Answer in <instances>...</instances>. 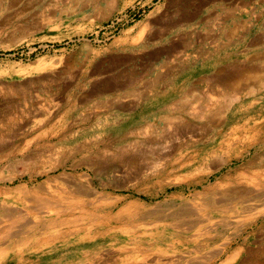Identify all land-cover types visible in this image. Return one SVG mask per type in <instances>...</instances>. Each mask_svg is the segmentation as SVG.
<instances>
[{"label":"rangeland","instance_id":"1","mask_svg":"<svg viewBox=\"0 0 264 264\" xmlns=\"http://www.w3.org/2000/svg\"><path fill=\"white\" fill-rule=\"evenodd\" d=\"M242 3L0 0V264H225L230 256L226 264H243L264 247V210L208 213L216 194L246 185L239 177L249 162L264 170V87L234 96L224 126L170 109L197 106L199 95V104L231 103L213 98L214 75L263 66L264 9ZM218 47L230 56L215 58ZM159 118L191 131H165ZM80 189L87 201L111 203L69 229L24 230L41 203L65 205ZM228 197L221 207L231 208ZM132 203L145 209H127Z\"/></svg>","mask_w":264,"mask_h":264},{"label":"bare ground","instance_id":"2","mask_svg":"<svg viewBox=\"0 0 264 264\" xmlns=\"http://www.w3.org/2000/svg\"><path fill=\"white\" fill-rule=\"evenodd\" d=\"M228 17V16H227ZM256 40V39H255ZM186 47H187V45H186ZM264 47V46H263ZM264 50V49H263ZM260 59H262V60H264V52L261 54V57H260ZM261 60V61H262ZM249 63V62H248ZM262 65L263 66H253V67H251V66H242V65H238V64H235V65H231V67H230V69L229 70H227V71H225V72H222V73H218V74H216V75H214V77H213V79H212V81H210V92L213 94V98L215 97L216 99H222L223 97H228V98H230L229 100L230 101H228V102H231V103H226V104H222V103H215V104H211V103H209V104H207L206 102L205 103H203V104H199V101L201 100V99H203V97L202 96H196L195 98H194V101L196 100V101H198V104H197V106L195 105V106H192L193 105V101H192V103L191 102H189V100H181V101H178V102H176L175 103V105H174V107H170V109L172 110V111H174V112H178V113H185V112H187V111H192V110H194V111H192L193 112V114L197 117V118H204V119H206L207 120V124H208V126H217V125H223L225 122H227V120H230L229 118H228V113L230 112V110L232 109V107L234 106V102H233V97L235 96L236 97V95L237 94H244V92L245 91H247V90H249V89H252L254 86H256V87H260V88H263L264 87V64L262 63ZM225 68V67H224ZM132 77H134V76H132ZM133 79V78H132ZM210 79V80H211ZM127 80V79H126ZM134 80V79H133ZM203 80V79H202ZM160 81V80H159ZM136 82V81H135ZM201 82H203V81H201ZM132 84V81L129 79L126 83H125V85L124 86H130ZM149 88L151 87L152 89H153V87L155 86V85H147ZM114 87V86H113ZM123 87V86H122ZM151 89V90H152ZM149 90V89H148ZM209 90V89H208ZM190 91V90H189ZM119 92V91H118ZM251 92V91H250ZM257 92V91H256ZM192 93V92H191ZM201 93H203V92H201ZM247 93V92H246ZM249 93V92H248ZM252 93V92H251ZM195 94V93H194ZM208 94V93H207ZM203 95V94H202ZM209 95H211L210 93L208 94V97H209ZM91 96V95H90ZM130 96V95H129ZM204 96H206V95H204ZM241 96V95H240ZM207 97V98H208ZM244 97V96H243ZM184 98H186V97H184ZM183 98V99H184ZM210 98H212L211 96H210ZM213 98H212V100H213ZM232 99V100H231ZM205 100V99H204ZM207 100V99H206ZM209 100H211V99H209ZM223 100L225 101V99L223 98ZM242 100V99H241ZM203 101V100H202ZM224 103V102H223ZM172 106V105H171ZM239 106L240 107H242V104H239ZM244 106V105H243ZM239 107V111L240 112H243L242 110V108H240ZM44 108V107H43ZM164 109V108H163ZM235 109V108H234ZM233 109V112L235 111ZM168 110V109H167ZM24 112V111H23ZM232 112V111H231ZM231 112H230V114H231ZM168 114V113H167ZM169 115V114H168ZM172 115H174V114H172ZM179 115V114H178ZM193 115V116H194ZM240 116V115H239ZM184 117V116H183ZM186 117V116H185ZM236 117V116H235ZM233 118V117H232ZM237 118V117H236ZM173 119V118H172ZM188 119V118H187ZM195 119V118H194ZM179 120H181V119H179ZM186 120V119H185ZM233 120H234V118H233ZM183 121V120H182ZM187 121V120H186ZM232 121V120H231ZM195 122V121H194ZM205 122V121H204ZM188 123V122H187ZM186 122L184 123V124H181V122L179 123L178 121H173V120H170V119H167V118H159V123L158 124H160V126H159V128H162V129H164L165 131H172V130H181V129H184V130H186V128L188 129V131H191L190 130V123L189 124H187ZM247 123V122H246ZM155 125V124H154ZM157 125V124H156ZM193 125H194V123H193ZM158 126V125H157ZM156 126V127H157ZM203 126V125H202ZM224 126V125H223ZM234 126V125H233ZM237 126V125H236ZM22 127H24V126H22ZM153 127V126H152ZM191 127H193V126H191ZM218 127V126H217ZM231 127V126H230ZM240 127V126H239ZM221 128V127H220ZM240 128H242V127H240ZM248 128V127H247ZM250 128V127H249ZM156 129V128H155ZM236 130L238 129L237 127L235 128ZM242 129H244V127L242 128ZM251 129V128H250ZM193 130V129H192ZM201 130V129H200ZM208 130H210V129H208ZM213 130H214V128H213ZM232 130H234V129H232ZM231 130V131H232ZM240 130V129H239ZM182 131V130H181ZM180 131V132H181ZM199 131V130H198ZM245 131V130H244ZM183 132V131H182ZM230 132V131H229ZM233 132V131H232ZM235 132H237V131H235L234 130V133L233 134H235ZM173 133V132H172ZM187 133V132H186ZM191 133H193V132H190V134ZM45 134V133H44ZM169 134H170V132H169ZM183 134H185V133H183ZM196 135V134H195ZM34 137V136H33ZM165 137V136H164ZM234 137H235V135H234ZM237 137V136H236ZM229 140V139H228ZM235 140H237V139H235ZM149 141H150V139H149ZM238 141V140H237ZM153 142V141H152ZM151 142V143H152ZM225 142V141H224ZM231 142H233V141H231ZM98 143V142H97ZM229 143V142H228ZM234 143H235V141H234ZM233 143V144H234ZM155 144V143H154ZM232 144V143H231ZM29 145V144H28ZM27 145V146H28ZM177 146V145H176ZM180 147H182V146H180ZM181 149V148H180ZM99 150V149H98ZM178 150V149H177ZM75 152V151H74ZM109 152V151H108ZM132 155V154H131ZM137 155V154H136ZM118 159H120L121 160V162H125L126 164L128 163L129 165H132V157H130V158H126V157H124L123 155H122V153H119L118 155ZM124 158H123V157ZM123 158V159H122ZM25 159V158H24ZM91 159H93V158H91ZM25 161V160H24ZM23 161V163H25ZM21 163H22V161H21ZM262 164V163H261ZM260 164V165H261ZM102 165V164H101ZM100 165V166H101ZM105 166V165H104ZM104 166H102V169L104 168ZM220 167V166H219ZM259 167V168H258ZM262 167H264V166H262ZM91 168V167H90ZM109 168H110V166H109ZM244 169V168H243ZM262 169V168H261ZM260 169V166H259V164L258 163H256V162H249L247 165H246V167H245V169H244V171L240 174V177H239V181L241 180L240 178L242 177V178H244L245 179V183H246V185L245 186H243V187H239V188H235L234 190H232L231 189V191H226V193L227 194H216L212 199H210V205H209V207H211V209H209V210H211V211H208V213L209 212H211V213H217V212H219V213H223V215H226L227 217H232V216H234V215H236V213H237V211H238V209L240 208L241 209V212H244V211H251L252 212V210L254 211H257L258 213H260V211H262V210H264V170H261ZM264 169V168H263ZM89 170H91V169H89ZM93 171V170H92ZM101 171V170H100ZM91 178V177H90ZM52 181V180H51ZM238 182V181H237ZM237 182H235V183H237ZM88 183H91L90 181H88ZM243 183V182H242ZM217 185V184H216ZM216 185H214V186H216ZM242 185V184H241ZM213 186V187H214ZM57 187V186H56ZM61 187V186H60ZM86 187V186H85ZM38 188V187H37ZM36 188V189H37ZM212 187H208V188H206V190H210ZM60 189V188H59ZM65 189V188H64ZM89 189L92 191V190H94L92 187H89ZM213 189H215V188H213ZM39 190V189H38ZM212 190V189H211ZM43 191V190H42ZM49 191V190H48ZM52 191V190H51ZM65 193V190H63V189H60L59 191H57V193H59L60 195H61V193H63V192ZM95 191V190H94ZM205 191V190H204ZM45 192V191H44ZM61 192V193H60ZM88 192V191H87ZM86 192V190H84V189H80V190H74V191H68V194H71L70 196H71V201L70 202H67L65 205H62V206H60V204L59 205H53V204H50L48 201H46L47 199V197H43L42 198V196H41V198L44 200V199H46L45 201V203H41L42 205L41 206H39V208H37L36 210H35V212L36 213H34V217H38V219L36 220H33V224L31 223V222H29V223H27L26 225H27V227L25 228L24 227V230H26V229H28L29 231H32V232H35L36 231V233L38 232V233H43V232H45V231H49V230H51V229H55V228H57L58 229V227H60L61 228V230L63 229V228H67V229H69V227H70V224H73L74 222H78V220L80 219V218H82V217H86V216H88V215H90V216H92V215H94V213L93 212H95L96 210H98L99 209V207H101L102 205L104 206V205H108V204H110L111 202H107L104 198H99V199H97L96 201H87V200H85V199H83L82 197L84 196V195H87L88 193ZM90 192V191H89ZM36 193V192H35ZM38 193H39V191H38ZM67 193V192H66ZM96 193V192H95ZM225 193V192H224ZM53 194V193H52ZM98 194V193H97ZM100 194V193H99ZM98 194V195H99ZM200 194V193H199ZM54 195V194H53ZM59 195V196H60ZM101 195H104V194H102L101 193ZM226 195H228L229 197H228V199L230 198V196H231V198H230V203H232V206H231V208L230 207H228V208H226V207H221V205L222 206H224L225 204H223V203H226V201L224 200V197L226 196ZM51 196V195H50ZM69 197V196H68ZM98 197V196H97ZM88 198V197H87ZM210 198V197H209ZM208 199V198H207ZM226 199V198H225ZM60 200H64L63 198L61 199L60 198ZM59 200V201H60ZM206 201H208V200H206ZM39 202L40 201H38L37 203H38V205H39ZM48 202V203H47ZM209 202V201H208ZM228 203V202H227ZM204 204V203H203ZM131 205H132V207H131ZM217 205H219V207L217 206ZM228 205V204H227ZM127 207V209H135V207H137V209L139 210V211H141V210H144L145 209V207L143 206V205H135V204H129V205H127L126 206ZM208 207V206H207ZM258 207H261L260 208V210L258 209ZM207 209V208H206ZM239 209V210H240ZM236 210V211H235ZM99 211V210H98ZM201 211V210H200ZM199 212V211H198ZM256 212V213H257ZM245 213V212H244ZM96 214V213H95ZM238 214H239V212H238ZM243 214V213H242ZM248 214V213H247ZM253 214V213H252ZM251 214V215H252ZM255 214V213H254ZM46 215H48V216H50V218H47L46 217ZM97 215V214H96ZM33 216V215H32ZM209 216V215H208ZM208 216H206V217H208ZM253 216V215H252ZM13 217V216H12ZM93 217H95V216H93ZM146 217V216H145ZM148 217V216H147ZM224 217V216H223ZM236 217V216H235ZM234 217V218H235ZM87 218V217H86ZM165 218V217H164ZM163 218V219H164ZM195 218V217H194ZM193 218V219H194ZM213 218V217H212ZM221 218H222V216H221ZM220 218V219H221ZM237 218V217H236ZM254 218H255V216H254ZM89 219V218H88ZM100 219V218H99ZM202 219V218H201ZM203 219H204V215H203ZM211 219V218H210ZM253 219V218H252ZM145 220V219H144ZM162 220V219H161ZM196 220V219H195ZM222 220V219H221ZM18 221V220H17ZM83 221V220H82ZM154 221H156V220H154ZM202 221H204V220H202ZM218 221V220H217ZM223 222H224V218H223V220H222ZM227 221V220H226ZM225 221V222H226ZM149 222H151L150 220H149ZM157 222V221H156ZM194 222V221H193ZM213 222H215V221H213ZM230 222V221H229ZM232 222H233V220H232ZM231 222V223H232ZM15 223V222H14ZM218 224H219V222H217ZM216 223V224H217ZM227 223V222H226ZM12 224H13V222H12ZM142 224V223H141ZM156 224V223H155ZM199 224L200 223H198V221H196V223H192V225L189 227V229L188 230H195L196 229V227H198L199 226ZM208 224H209V222H208ZM224 224V223H223ZM81 225V224H80ZM140 225V224H139ZM150 225H152V224H150ZM211 225H213V223L211 224ZM88 226V225H87ZM144 226V225H143ZM217 226H219V225H217ZM224 226V225H223ZM89 227V226H88ZM202 227V226H201ZM215 227H216V225H215ZM215 227H213V228H215ZM76 228H77V226H76ZM223 228H225V227H223ZM6 228H4V230H5ZM11 229V228H10ZM13 229V228H12ZM11 229V230H12ZM84 229V228H83ZM198 229H199V227H198ZM207 229V228H206ZM208 229H209V227H208ZM222 229V228H221ZM14 230V229H13ZM21 230V229H20ZM89 230V229H88ZM87 230V231H88ZM205 230V229H204ZM1 231V230H0ZM16 231V230H15ZM14 231V232H15ZM81 231V229H75L74 231H71V232H74V233H78V232H80ZM135 231V230H134ZM137 231V230H136ZM207 231H209V230H207ZM206 231V232H207ZM219 231V230H218ZM224 231V230H223ZM261 231H263V230H261ZM17 232V231H16ZM60 233H61V231H59ZM59 232H57V233H59ZM70 232V231H69ZM68 233V234H72V233ZM126 232V231H125ZM194 232H196V230L194 231ZM206 232H205V234H206ZM220 232V231H219ZM231 232V231H230ZM264 232V231H263ZM7 233V232H6ZM9 233L11 234V231L9 230ZM24 233V232H23ZM35 233V234H36ZM54 233V232H53ZM57 233H56V235H57ZM59 233V234H60ZM65 233V232H64ZM67 233V232H66ZM145 233V232H144ZM143 232H142V234L141 235H143L144 234ZM200 233V232H199ZM202 233V232H201ZM218 233V232H217ZM216 233V237H217V234ZM5 233H3V235H4ZM31 234V233H30ZM140 234V233H139ZM213 234V233H212ZM224 234V233H223ZM43 235V234H42ZM48 235V234H47ZM55 235V234H54ZM198 235V234H197ZM207 235V234H206ZM209 235V234H208ZM17 236V235H16ZM31 236V235H30ZM136 236H138V235H136ZM194 236V235H193ZM210 236H211V234H210ZM213 236V235H212ZM252 236V235H251ZM42 237V236H41ZM51 237V236H50ZM55 237V236H54ZM66 237V236H65ZM209 237V236H208ZM220 237V236H219ZM218 237V238H219ZM6 238V237H5ZM11 238V237H10ZM9 238V239H10ZM52 238V237H51ZM58 238V237H57ZM64 238V237H63ZM200 238V237H199ZM207 238V237H206ZM220 238H222V237H220ZM252 238V237H251ZM22 239V238H21ZM24 239V238H23ZM45 239H48V237L47 238H44V240ZM54 239V238H53ZM53 239H51V240H53ZM132 239H134V238H132ZM193 238L191 237V240H192ZM194 239H195V237H194ZM198 239V238H197ZM4 240V237L2 236V234H1V232H0V251H2L3 250V248H2V244H3V241ZM19 240V239H18ZM39 240V239H38ZM43 240V239H42ZM50 240V241H51ZM138 240H141V239H139L138 238ZM190 240V241H191ZM199 240V239H198ZM197 240V241H198ZM11 241V240H10ZM16 241V240H15ZM21 241V240H20ZM132 241V240H131ZM196 241V242H197ZM203 241V240H202ZM205 241V240H204ZM213 241V240H212ZM215 241V240H214ZM247 241V240H246ZM259 241V240H258ZM18 242V241H17ZM22 242H23V240H22ZM139 242V241H138ZM141 242V241H140ZM192 242V241H191ZM193 242H194V240H193ZM211 242V241H210ZM6 243V242H5ZM39 243V242H38ZM48 243V242H47ZM134 242H132V244H133ZM197 243H199V242H197ZM204 243H206V241L204 242ZM21 244V243H20ZM20 244H18V245H20ZM24 244V243H23ZM137 244V243H136ZM140 244V243H139ZM194 244H195V242H194ZM258 244V243H257ZM209 245V244H208ZM136 246V245H135ZM140 246V245H139ZM19 247V246H18ZM133 247V246H132ZM224 247V246H223ZM230 247V246H229ZM259 247V246H258ZM142 248V247H141ZM160 248V247H159ZM138 249V248H137ZM145 249V248H144ZM143 249V250H144ZM226 248L224 247L223 248V250L222 251H224ZM255 249V248H254ZM254 249H253V251H254ZM133 250H135V248H133ZM132 250V251H133ZM217 250V249H216ZM249 250V249H248ZM251 250V249H250ZM255 250H257V249H255ZM5 251V250H4ZM136 251V250H135ZM140 251H142V249L140 250ZM139 251V252H140ZM147 251V250H146ZM146 251H145V253H146ZM214 251V250H213ZM221 251V252H222ZM238 251V250H237ZM237 251H236V253H237ZM247 251V250H246ZM245 251V252H246ZM252 251V252H253ZM258 251V250H257ZM240 252H243V251H240ZM239 252V253H240ZM251 252V253H252ZM141 253V252H140ZM143 253H144V251H143ZM223 253H226V252H223ZM235 253V252H234ZM104 254V253H103ZM133 254V253H132ZM136 254H138V253H136ZM142 254V253H141ZM219 254V253H218ZM221 254V253H220ZM229 254V253H228ZM111 255V254H110ZM116 255V254H115ZM143 255V254H142ZM236 255H238V254H236ZM240 255V254H239ZM238 255V256H239ZM242 255H243V253H242ZM136 256V255H135ZM147 256V255H146ZM220 256H223V255H220ZM237 256V257H238ZM247 256V255H246ZM108 257V256H107ZM110 257V256H109ZM116 257V256H115ZM114 257V258H115ZM131 257V256H130ZM136 258V257H135ZM210 259H211V257H209ZM220 258V257H219ZM240 258V257H239ZM103 259V258H102ZM111 259V258H110ZM233 259H234V256H230V257H228V259H226V262H224L225 264L227 263V262H229L230 260H232L233 261ZM236 259V258H235ZM246 259L247 260H244L245 261V263H243V262H240V263H243V264H260L259 262L261 261V263H262V260H264V247L263 248H260V250H259V252L257 253H252V254H250L248 257H246ZM101 260V259H100ZM99 260V261H100ZM122 260V259H121ZM133 260V259H132ZM208 260V259H207ZM243 260V259H242ZM241 260V261H242ZM103 261V260H102ZM105 261V260H104ZM108 261V260H107ZM214 261V260H213ZM232 261H230V262H232ZM235 261V260H234ZM233 261V262H234ZM209 262V261H208ZM211 262V261H210ZM109 263V262H108ZM135 263V262H134ZM95 264V263H94ZM99 264V263H98ZM101 264V263H100ZM127 264V263H126ZM205 264V263H204ZM207 264V263H206ZM209 264V263H208ZM216 264H218V263H216Z\"/></svg>","mask_w":264,"mask_h":264},{"label":"crops","instance_id":"3","mask_svg":"<svg viewBox=\"0 0 264 264\" xmlns=\"http://www.w3.org/2000/svg\"><path fill=\"white\" fill-rule=\"evenodd\" d=\"M233 1V0H232ZM236 1V0H235ZM232 4H234V3H232ZM242 5L243 6H245L246 8H248V7H250L251 5H252V7H254L255 9H264V0H243V3H242ZM237 8H239V7H237ZM226 18V17H225ZM229 19H232V18H229ZM237 23H240V21L239 22H237ZM234 24H235V22L233 23V24H231L230 26L231 27H233L234 26ZM237 25V24H236ZM230 27V28H231ZM236 27V26H235ZM234 27V28H235ZM225 29H227V28H224V31H225ZM242 34H244V36H242V37H246V35H248V32L246 31V32H243ZM223 36H224V39L225 40H228V38H226V36H225V34H223ZM246 40V38H241V40H240V42H244ZM232 42H235V41H229V43L230 44H232ZM228 46V45H227ZM144 48L147 50V44L144 46ZM153 48V47H152ZM218 50V54H219V56H217V57H215V58H220V57H222L223 55H225L224 57H226V56H230L229 54H223V50H226V48L225 47H218L216 50H215V52ZM214 52V53H215ZM213 53V54H214ZM213 54H211L209 57H207V58H210ZM223 54V55H222ZM217 55V54H216ZM211 59V58H210Z\"/></svg>","mask_w":264,"mask_h":264}]
</instances>
